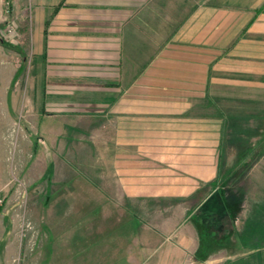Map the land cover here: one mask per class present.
<instances>
[{
  "label": "crops",
  "instance_id": "1",
  "mask_svg": "<svg viewBox=\"0 0 264 264\" xmlns=\"http://www.w3.org/2000/svg\"><path fill=\"white\" fill-rule=\"evenodd\" d=\"M10 2L5 16L0 0V32L6 22L12 25L2 36L12 39L16 52L13 87L19 91L20 76L26 74L22 85L31 94L30 105L46 111L45 140L63 134L68 145L87 138L86 129L73 122L92 117L95 145L106 125L112 202L187 196L213 179L225 122L217 100L231 83L228 66L250 58L253 69L245 72L253 77L249 83L264 85V0ZM20 38L29 44L27 66ZM7 72L1 73L0 83ZM53 121L60 124L59 132L52 129ZM47 166V171L54 169ZM46 183L48 188L51 181ZM258 203L247 214L237 210L232 250L225 242L216 250L199 249L200 224L189 210L183 219L186 228H128L122 243L108 244L106 259L62 256L44 264H116L120 259L124 264H181L190 251L197 264H264V199ZM127 212L110 231L132 224ZM102 234L92 230L91 239L82 234L58 250L94 248ZM20 244L19 251L24 249ZM11 246H4L8 256ZM3 262L9 264L8 259Z\"/></svg>",
  "mask_w": 264,
  "mask_h": 264
},
{
  "label": "rangeland",
  "instance_id": "2",
  "mask_svg": "<svg viewBox=\"0 0 264 264\" xmlns=\"http://www.w3.org/2000/svg\"><path fill=\"white\" fill-rule=\"evenodd\" d=\"M4 33L3 30L0 32V41L3 42L0 44V76L6 69L8 72L5 83H0V195L5 198L0 206V243H5L0 247V264L5 259L9 264H44L45 259L62 256L91 259L93 254L106 259L110 254L108 244H113V240L117 245L122 243V234L127 235L128 228L135 231V228L145 226L149 230L154 228L164 232L174 227L186 228L188 223L183 220L184 214L204 190L218 181L221 167L223 174L230 172L224 186L225 195L236 205L238 212L242 210L247 214L261 206L258 202L264 199V85L249 83L253 77L245 72L253 69L250 58H238L236 63H230L227 75L231 83L217 100L225 122L213 179L201 182L187 196L114 203L108 193L106 125L100 129V142L97 139L95 145L92 117H79L80 121L73 122L87 130L84 131L89 134L87 138L83 135L78 140L75 138L69 146L64 145L63 134L48 135L47 140L43 139V114L46 111L30 105L31 94L26 85H22L26 74L20 76L19 91L17 86L13 87L10 78L16 52L12 48V39L2 36ZM18 43L24 50L27 66L29 44L26 38H20ZM41 93L37 92L39 98ZM51 126L59 132L58 122L53 121ZM95 129L97 132L98 128ZM45 142V149H51V157L47 155L49 151L43 150ZM223 143L225 159L222 165L219 153ZM47 164L54 169L47 171ZM47 180L51 181L48 188ZM126 210L131 212L132 224L122 223L115 230L117 232L110 231L124 220ZM77 212H82L81 218L75 217ZM92 230L103 233L94 248L89 245L82 250H58L65 244L76 242L82 234L91 239ZM199 230V249L210 246L216 250L219 242H225L231 250L234 248L235 221L232 227L225 223L222 229L209 225L204 227L203 234ZM148 237L152 239L150 234ZM21 242L24 249L19 251ZM9 244L13 251H9L8 256L4 248ZM116 262L124 264L122 259ZM191 262H196L194 255L191 251L186 252L181 264Z\"/></svg>",
  "mask_w": 264,
  "mask_h": 264
},
{
  "label": "trees",
  "instance_id": "3",
  "mask_svg": "<svg viewBox=\"0 0 264 264\" xmlns=\"http://www.w3.org/2000/svg\"><path fill=\"white\" fill-rule=\"evenodd\" d=\"M224 150L223 143L219 153V160L222 165L225 159ZM222 171L223 170L221 167L217 176L218 181L214 182L210 189L204 190L205 192L203 191V193L194 200V204L191 207L192 209H189L190 211L194 210L191 214H194V217L199 222L202 234L204 227L209 225L216 226L218 229H222L225 223H229L232 227L237 216L236 205L229 202L225 195L224 186L228 176L230 175V172L226 171L223 174ZM221 174L223 175L221 176L222 178L220 177ZM188 200H191V198ZM208 237L210 238V236ZM198 259L201 260L202 257H198Z\"/></svg>",
  "mask_w": 264,
  "mask_h": 264
},
{
  "label": "built area",
  "instance_id": "4",
  "mask_svg": "<svg viewBox=\"0 0 264 264\" xmlns=\"http://www.w3.org/2000/svg\"><path fill=\"white\" fill-rule=\"evenodd\" d=\"M2 1L4 2V14H5V16H8L11 12V2H10V0H2ZM11 31H12V25L9 22H6L4 32L9 33ZM4 201H5L4 196L0 195V206L4 203ZM191 264H197V263L191 262Z\"/></svg>",
  "mask_w": 264,
  "mask_h": 264
}]
</instances>
